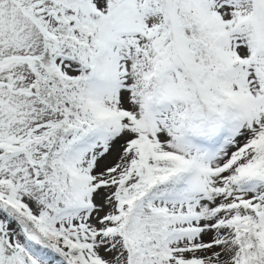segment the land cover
<instances>
[{
	"label": "snow or ice",
	"instance_id": "6c2138e0",
	"mask_svg": "<svg viewBox=\"0 0 264 264\" xmlns=\"http://www.w3.org/2000/svg\"><path fill=\"white\" fill-rule=\"evenodd\" d=\"M0 264H264V0H0Z\"/></svg>",
	"mask_w": 264,
	"mask_h": 264
}]
</instances>
